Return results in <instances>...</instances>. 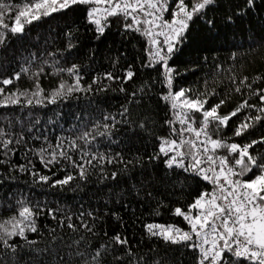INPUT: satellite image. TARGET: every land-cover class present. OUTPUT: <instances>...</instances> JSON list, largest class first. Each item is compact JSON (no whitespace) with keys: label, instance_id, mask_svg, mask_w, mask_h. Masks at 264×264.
I'll return each mask as SVG.
<instances>
[{"label":"trees","instance_id":"16d2710c","mask_svg":"<svg viewBox=\"0 0 264 264\" xmlns=\"http://www.w3.org/2000/svg\"><path fill=\"white\" fill-rule=\"evenodd\" d=\"M6 2L22 6L27 0ZM257 5L247 15L237 16L244 0H216L202 18L190 22L185 39L176 46L168 61L178 73L174 74L173 90L190 89V96L207 93L205 108L224 99L225 103L218 109L220 116L230 114L244 100L257 106L242 108L213 136L241 146L264 137V120L252 121V126L242 135H235L246 118L256 115L257 109L264 106L247 88L241 86V92L235 91L239 80L245 76L248 83L255 80L253 89H264V79H256L264 77V3L257 0ZM169 6L174 7V0H170ZM87 7L76 5L68 10H49V15L41 14L39 19L26 24L22 34L9 33L5 43L0 45V80L13 78L9 85L0 84L4 89L0 104H7L0 106V129L13 139L23 136L21 143L9 146L12 151L7 155V150L0 147V161H3L0 162V222L16 214L18 200L42 209L35 218L37 232H26L28 240L35 243L15 239L19 246V264H61V257L64 264H69V253L72 254L70 264H77V251L91 253L100 245H111V238L116 234L127 238L135 258L144 257L149 264L155 261L197 264L198 252L149 235L146 225L184 226L183 217L175 215V209L186 211L201 193L212 191L213 186L194 172L167 169L163 157L149 161L150 156L159 152V138L178 139L171 136L166 123L173 115L170 103L162 99L168 92L162 69L159 65L156 68L143 66L147 62V39L136 32L125 34L119 17L110 18L111 27L97 40L93 26L86 20ZM209 20L213 22L211 25ZM69 41L74 48L68 49ZM73 64L79 66L82 90L50 102L52 92L61 82L75 84L74 76L57 72ZM129 65L136 73L131 80L105 78L109 72L123 77ZM25 68L30 71L23 72ZM40 68L44 69L43 74L35 77L33 73ZM16 73H20L19 79L14 78ZM233 77L236 83L232 82ZM37 80L43 91L33 97ZM94 80L97 82L93 83ZM10 94H17V103L6 101ZM29 99L33 101L31 105L27 103ZM125 108L128 111L122 114ZM106 115L114 116L117 121L115 127L109 129L110 134L96 135L90 145L77 139L84 131L103 132V124L112 123L104 120ZM192 115L199 125L203 119L201 113ZM97 124L99 129H94ZM73 140H77L83 150L103 153L113 157L115 162L105 160L101 165L94 161L96 166L88 167L86 179H81L79 170L63 158L58 157L59 162L48 167L41 163L40 149L59 152L56 146L61 142L63 150L80 162L81 150L69 147ZM250 152L264 156V144H256ZM227 154L226 149L216 153ZM44 156L47 158L48 152ZM20 165L26 170L21 171ZM33 172L51 179L47 183L37 182L38 176L34 177ZM113 172L118 174L116 179L111 178ZM69 174L74 179L68 184L51 186L53 181ZM249 177H253V173L243 179ZM146 178L151 182L142 187ZM49 209L55 210V219ZM81 212L85 213L83 222L92 226L95 234L81 226ZM89 212L93 214L91 217L87 215ZM69 216L77 231L67 227ZM61 221H64L62 226ZM81 237L84 239L79 245L74 243ZM114 247L115 252L110 246L104 264H114L113 255H125L119 245Z\"/></svg>","mask_w":264,"mask_h":264},{"label":"snow or ice","instance_id":"6c2138e0","mask_svg":"<svg viewBox=\"0 0 264 264\" xmlns=\"http://www.w3.org/2000/svg\"><path fill=\"white\" fill-rule=\"evenodd\" d=\"M264 3V0H261ZM216 4V0H174V7L170 8V0H27L22 6L0 0V45H3L8 34H22L26 24L39 19L40 15L47 16L51 12L68 10L76 5H86V20L93 26L96 33V39L104 36L106 30L111 27V19L119 17L123 21V32L140 33L147 39V62L143 65L147 68H156L160 66L161 75L168 87L166 95L162 96L165 102L170 103L173 119L166 123L171 129V136L176 138L160 139L159 152L149 157V161L159 160L163 157V163L167 169H181L184 172H194L203 180L213 185L212 191L201 193L187 210L177 207L175 215L182 216L190 226L189 231H183L174 226H164L159 224H147L146 231L151 236H159L165 242L170 244H183L198 252L197 264H264V156L251 154L256 144H264V137L259 140H253L248 144L239 145L236 143H227L220 138H213L219 131L220 126H227V121L237 114L242 108H256V105L249 104L244 100L236 110L228 115L220 116L218 109L225 103L221 99L218 104L205 108L207 103V93L198 96H190V89L180 88L173 90L174 74L178 75L175 69L169 66L171 54L176 46L183 42L190 22L194 18H202L210 6ZM257 0H244V6L238 8L236 15H247L251 10L257 8ZM50 10V11H49ZM169 13L171 19H165L164 14ZM229 22L232 18H228ZM11 21V22H9ZM209 25L213 22L207 21ZM71 36V33L68 34ZM160 37L163 39L161 40ZM75 45L69 41L68 49ZM118 59V58H117ZM28 73L30 69L22 70ZM44 69L40 68L33 73L35 77L43 74ZM57 72H67L75 77V84H66L61 82L55 89L50 98V102L55 103L57 97L66 96L70 93L82 90L80 88V79L78 75L79 66L73 64L64 69L59 68ZM136 73L131 65L125 70L123 77L114 76L111 72L105 74L108 80H131ZM20 73L15 74V79H19ZM264 79V77H257ZM94 80L93 83H96ZM232 82L236 83L235 77ZM13 83V78L0 80V84L9 85ZM255 83V80L252 81ZM252 83H248V77L239 80L236 92H241V86L247 88L252 95L259 98L261 105H264V89H253ZM37 91L32 93L33 97L39 96L42 89L36 82ZM91 86H89L90 90ZM124 89L121 88V91ZM143 90V89H142ZM4 89L0 88V94ZM215 94V93H213ZM26 95V93H19ZM135 96V93L132 94ZM204 97V98H201ZM49 99L48 97H45ZM10 103H17V94H10L5 98ZM32 99L27 103L32 104ZM37 100V103H40ZM0 106H7L6 103ZM188 109V111H185ZM127 108L124 113H127ZM200 112L203 119L200 126L194 127L195 119L191 113ZM104 120L112 123L103 124L104 131H84L77 138L82 140L84 145H90L95 140L96 135H108L109 129L114 128L117 121L114 116L106 115ZM264 120V106L257 109V114L246 118L235 131L236 136L242 135L249 127L251 122ZM179 124V128L176 127ZM100 125H94V129H99ZM141 128L144 124L140 125ZM188 134V135H186ZM203 134V139L201 135ZM194 137V138H193ZM23 140L21 135L19 139H13L8 132L0 129V147L11 152L9 148L13 143L19 144ZM70 149H80V162H77L63 150V142L58 143L56 148L59 152L51 149L41 148L39 151L41 163L48 167L50 164L58 163V157L71 163L74 168L79 170L81 179H86L88 167H95L97 162L102 163L107 160L108 163L115 162L113 157H107L103 153L93 154L83 150L77 140L70 143ZM219 149H226L227 155H216ZM48 152L45 158L44 153ZM3 162V161H0ZM87 165V167H86ZM20 170L25 171V166L20 165ZM256 170L254 172L253 170ZM249 173L253 177L243 179ZM34 177L38 176L40 183H47L51 177L39 175L33 172ZM117 173L111 174L112 179H116ZM74 177L69 174L62 180L53 181L52 187L68 184ZM149 179L142 182V187L150 183ZM151 196V192L148 193ZM19 205L15 215L8 220L0 222V264H19L18 245L15 239L19 237L27 244H33L29 241L26 232H37L36 216L42 209L28 204L24 200H18ZM55 210L49 209V214L54 215ZM85 213L81 212V226L88 232H93L92 226L83 222ZM89 217L93 214L87 213ZM67 227L77 231V226L71 223V217ZM61 226L64 221L60 222ZM84 239L74 241L77 245ZM115 245H119L124 250L125 255H113L114 264H149V260L144 257L135 258L134 253L129 247L127 238L116 234L111 238V245L104 244L97 247L93 252L77 251L75 256L79 258L77 264H104V258L109 254L110 246L115 252ZM72 254L69 253V264ZM8 257V259H5ZM127 257V260L125 259ZM61 264H64V258H60ZM154 264H160L155 261Z\"/></svg>","mask_w":264,"mask_h":264},{"label":"built area","instance_id":"2783aa9c","mask_svg":"<svg viewBox=\"0 0 264 264\" xmlns=\"http://www.w3.org/2000/svg\"><path fill=\"white\" fill-rule=\"evenodd\" d=\"M164 16H165V19H168V20H170L171 19V16H170V14L169 13H165L164 14ZM160 39L162 40L163 38L162 37H160ZM171 57H172V54H171ZM185 111H188V109H185ZM191 115H192V113H191ZM193 116V115H192ZM179 125V124H178ZM194 127H199L200 126V124L199 125H197L196 123L193 125ZM186 135H188V134H186ZM194 138V137H193ZM201 139H203V134L201 135ZM249 151H250V149H249ZM219 156V155H218ZM179 170H181V169H179ZM190 172V171H189ZM208 182V181H207ZM212 185V184H211ZM213 186V185H212ZM183 221H184V226H180V225H164V226H174V227H176V228H180V229H182L183 231H189L190 230V226H189V224H188V222L187 221H185L184 220V218H183ZM160 225V224H159ZM148 233V232H147ZM149 234V233H148ZM154 237V236H153ZM155 237H159V236H155ZM161 238V237H160Z\"/></svg>","mask_w":264,"mask_h":264}]
</instances>
